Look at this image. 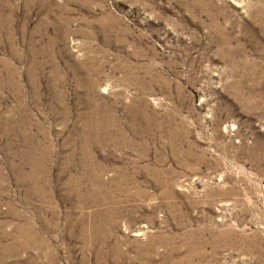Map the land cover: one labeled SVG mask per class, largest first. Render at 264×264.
Masks as SVG:
<instances>
[{"label": "rangeland", "instance_id": "obj_1", "mask_svg": "<svg viewBox=\"0 0 264 264\" xmlns=\"http://www.w3.org/2000/svg\"><path fill=\"white\" fill-rule=\"evenodd\" d=\"M0 264H264V0H0Z\"/></svg>", "mask_w": 264, "mask_h": 264}]
</instances>
